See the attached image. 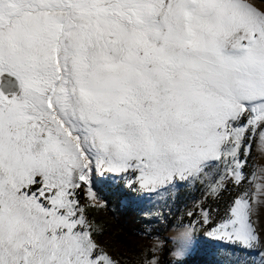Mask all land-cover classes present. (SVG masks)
I'll use <instances>...</instances> for the list:
<instances>
[{
  "label": "snow or ice",
  "instance_id": "6c2138e0",
  "mask_svg": "<svg viewBox=\"0 0 264 264\" xmlns=\"http://www.w3.org/2000/svg\"><path fill=\"white\" fill-rule=\"evenodd\" d=\"M257 137L262 151L251 0H0V264H118L87 217L97 180L243 188L207 235L264 264V169L245 171Z\"/></svg>",
  "mask_w": 264,
  "mask_h": 264
},
{
  "label": "rangeland",
  "instance_id": "374dc122",
  "mask_svg": "<svg viewBox=\"0 0 264 264\" xmlns=\"http://www.w3.org/2000/svg\"><path fill=\"white\" fill-rule=\"evenodd\" d=\"M251 2L259 8H264V0H251ZM248 163L249 167L245 169L248 173L253 171L258 172L260 169H264V150L261 151L258 148V137L257 142L252 144V153ZM225 183L227 185L225 190L218 193H212L210 192L206 182L204 184L205 193L202 198L195 201L190 209L181 207L178 216L173 222L172 226L174 228L172 231L184 232L188 230V225H193L195 227L194 234H196V236L202 235L209 237L207 235V231L211 230L212 227H216V225L223 219V217H221L220 210L222 194L224 193V198H231V196L236 198L238 193L244 190L243 188L238 189L230 182L226 181ZM245 187L250 186L245 185ZM94 190L100 198V204L96 207H107L113 211L115 210V203L117 202L121 207H123L131 205L133 200L137 197L148 196L130 190L124 185L123 181L115 182L112 180H97L94 182ZM252 190L254 191L255 189L253 188ZM81 202H85L83 194ZM253 207L255 208V212L252 219L256 222L257 228L264 232V204L253 205ZM201 208L209 210L210 218L212 216L216 217L215 222L214 219H210V223L205 225L203 223V213L201 212ZM190 213H192V215H190ZM140 214L144 220H148L150 222H153L156 217L155 214L148 211L141 212ZM166 215L168 218L171 217V213L168 211H166ZM165 220L166 218H164V221ZM143 227L145 231L150 229L149 225H144ZM164 236L163 239H132L130 246L120 244L111 234L105 235L100 240L96 238V240L118 262V264H145L146 258L150 259L155 256L158 259L161 248L163 246L168 247L167 240ZM258 260V253L254 252V255L241 260L239 264H257ZM223 261L227 262V264H232V256L228 253L222 252V248L216 247L212 250V252H208L206 250V252H204L203 260L192 264H222ZM174 264L177 263L174 262Z\"/></svg>",
  "mask_w": 264,
  "mask_h": 264
},
{
  "label": "trees",
  "instance_id": "16d2710c",
  "mask_svg": "<svg viewBox=\"0 0 264 264\" xmlns=\"http://www.w3.org/2000/svg\"><path fill=\"white\" fill-rule=\"evenodd\" d=\"M205 183L182 184L156 196H140L135 198L131 205L123 207L117 202L114 211L107 207H88L86 210L87 217L99 229V234L96 235L98 240L111 234L120 244L130 246L132 239H163V236L168 233L173 225L181 207L190 209L195 201L202 198L205 193ZM145 211L156 215L153 222L141 217L140 213ZM166 211L171 213L170 218L166 217ZM164 218H166L165 221ZM144 225H149L150 229L145 231ZM197 240L198 247L192 256L176 262L177 264L198 263L203 260L205 250L212 252L216 247L222 248L225 253L232 256V264H239L241 260L254 255V252H247L239 247L215 241L202 235H197ZM167 253L168 248L163 246L158 257L159 264H169ZM222 264H227V262L223 261Z\"/></svg>",
  "mask_w": 264,
  "mask_h": 264
},
{
  "label": "crops",
  "instance_id": "0c3cea01",
  "mask_svg": "<svg viewBox=\"0 0 264 264\" xmlns=\"http://www.w3.org/2000/svg\"><path fill=\"white\" fill-rule=\"evenodd\" d=\"M173 228L174 227L172 226L169 229L168 233L164 236V238L167 240V245H168V247H167L168 248L167 259L170 260L171 262H178V261L184 260V259L192 256L194 250L198 247V240H197L196 234H194V232L191 233L189 231V229L187 231H184V232H181V231L180 232H177V231L173 232L172 231ZM212 228H214V227H212ZM208 238H210V237H208ZM180 242H181V244H180ZM190 242L192 245L191 253L189 255H183V254L178 255L177 253H180L182 251V249H184ZM223 243H225V242H223ZM226 244H229V243H226ZM229 245H232V244H229ZM232 246L239 247L237 245H232ZM204 252H206V250ZM222 252L225 253L224 250H222Z\"/></svg>",
  "mask_w": 264,
  "mask_h": 264
},
{
  "label": "built area",
  "instance_id": "2783aa9c",
  "mask_svg": "<svg viewBox=\"0 0 264 264\" xmlns=\"http://www.w3.org/2000/svg\"><path fill=\"white\" fill-rule=\"evenodd\" d=\"M235 198L233 196H231V198H224V193L222 194L221 196V217H225V214H226V210L227 208L230 206V204L232 203V201L234 200ZM215 218L214 216H212L210 219H214V222H215ZM170 264H174V262H171L169 261Z\"/></svg>",
  "mask_w": 264,
  "mask_h": 264
}]
</instances>
